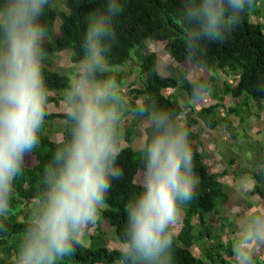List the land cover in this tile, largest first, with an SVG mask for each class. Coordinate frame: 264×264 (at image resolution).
<instances>
[{
    "label": "clouds",
    "instance_id": "9594fccd",
    "mask_svg": "<svg viewBox=\"0 0 264 264\" xmlns=\"http://www.w3.org/2000/svg\"><path fill=\"white\" fill-rule=\"evenodd\" d=\"M257 5L258 0H183L179 15L172 17L182 29L193 104L202 103L210 89L198 75L206 64L202 41L223 40ZM48 6L49 0H0V217L11 210L14 182L22 175L25 156L40 143L47 115L41 64L48 30L40 17ZM121 11L120 0H107L106 9L87 18L83 55L65 90L69 137L44 166L43 192L12 264H58L71 257L85 228L96 223L111 179L120 174L118 129L127 104L108 75L105 53L114 38L113 17ZM154 70L159 75L157 66ZM134 112L152 132L141 149L142 191L126 205L119 264H174V227L199 186L195 155L178 112L162 110L152 98L137 103ZM256 167L264 168V162ZM236 229L230 243L234 264H255L256 248L264 246V212L239 215Z\"/></svg>",
    "mask_w": 264,
    "mask_h": 264
},
{
    "label": "trees",
    "instance_id": "16d2710c",
    "mask_svg": "<svg viewBox=\"0 0 264 264\" xmlns=\"http://www.w3.org/2000/svg\"><path fill=\"white\" fill-rule=\"evenodd\" d=\"M56 2L57 0H49V6L40 17L41 24L48 30V37L43 42L45 54L70 52L72 63L78 65L83 55L80 44L87 30V18L98 9H106L107 0H66L65 10H60ZM120 3L122 11L112 20L114 38L105 53L109 64L108 75L121 87L124 86L125 75L128 74L125 68L133 69L129 64L138 63L137 71L140 74L139 80L131 89L132 99L125 101L128 108L124 114H133L136 119L144 118L135 114V106L152 98L157 101V107L176 111L182 116L184 106L177 97L166 96L164 90L180 89L185 91L189 98L191 80L182 77L177 70L171 76L161 75L159 56L149 50L148 44L162 47L176 63L186 65L187 50L182 39V29L172 20V17L179 15L182 10L183 0H120ZM252 16L260 20L253 22ZM59 19L62 25L57 34L56 25ZM202 44L206 50V64L201 68V78L210 85L209 93L218 101L202 106L196 113L189 104V117L186 120L182 118L195 155L194 172L198 176L199 186L193 200L182 206V225L178 233H174V264H205V261L208 264H234L230 246L232 236L228 234L221 239L213 233L216 226L214 222L220 218L218 207L230 204L233 191L218 180L226 175L225 170L216 173L207 166L204 146L195 127L199 119H202L208 128L215 129L224 120L216 114L220 106L225 107L228 114H234L240 122L245 123L247 118L244 111L250 112L255 100L264 101V91L259 90L260 85L264 84V0H258V5L253 11L242 14L240 23L230 30L223 40H203ZM49 64L42 63L41 71L48 98L58 106L59 111H51L46 105L47 115L43 126L47 127H42L39 133L40 143L37 148L25 156V160L32 159L34 164H24L22 175L14 182L11 210L7 216L0 217V223L3 225L0 227V264H12L32 206L43 192L44 166L61 142L69 137L70 125L66 110H60L61 105L65 103V97H58V94H65L74 79L51 70V62ZM154 66H157L159 75L156 74ZM111 67L119 69L111 70ZM220 73L224 77L219 75ZM229 77H233V83L222 81L223 78ZM218 82L222 83L220 93ZM225 97L234 101L233 105L225 106ZM56 121L64 127L62 139L53 136L60 131L51 128ZM61 121H65V124ZM120 131L119 127V137ZM134 132L135 127L132 125L125 133L126 140H131ZM151 132L149 125L145 143L150 139ZM233 163L234 160L230 161V168ZM116 164L120 174L111 179V187L105 194L104 207L98 211L99 234L91 237L90 244L80 240L75 253L69 258L58 260V264H119L120 248H109L103 244L105 231L101 226L105 223L112 228L117 241L122 242L123 230L127 223L126 205L142 191L136 181L144 167L141 149L137 150L131 145L120 148ZM252 177L262 186L256 182L248 196L257 193L264 199V170L260 169ZM26 208L30 211L25 210ZM206 214L210 215L209 219ZM20 217L22 220H18ZM226 228L228 227L218 230L224 232ZM195 244H204V258L194 255L192 246ZM253 258L255 264H264L260 258Z\"/></svg>",
    "mask_w": 264,
    "mask_h": 264
},
{
    "label": "rangeland",
    "instance_id": "374dc122",
    "mask_svg": "<svg viewBox=\"0 0 264 264\" xmlns=\"http://www.w3.org/2000/svg\"><path fill=\"white\" fill-rule=\"evenodd\" d=\"M65 1L66 0H57L56 6L60 10H65ZM251 20L253 22H258L260 19L252 16ZM62 25V21L59 19L56 25V33L59 34L60 27ZM54 39V38H52ZM149 50L155 52L159 56V71L163 76H171L175 71L180 72L182 77H186L187 69L185 65H180L176 63L171 56H169L166 51L160 47L153 45L151 43L148 44ZM171 62L166 68L163 65L167 62ZM51 70L65 74L73 77L75 79L76 76V68L77 65H74L71 61V53L70 52H55L53 54H45V58L42 63L50 65ZM129 66H132L134 69V73H132L133 69L131 67L125 68L128 74L125 75V83L124 86H119L122 95L125 98V101H129L132 99L131 89L134 88L133 84L139 80L140 74L137 71L139 68L138 63H131ZM119 67H111V70H118ZM176 72V73H177ZM198 75L203 76V71L201 69L198 70ZM219 75L223 76L222 73ZM224 77V76H223ZM191 80L190 75L187 77ZM222 81H229L233 83V77H229L228 79L223 78ZM221 82H218L219 85L218 93H220ZM58 94V93H57ZM164 94L171 95L177 97L180 103L184 106V113L182 118L186 120L189 116L190 107L189 104L192 105L193 109L199 111L202 106L209 105L211 103H215L218 101L214 99L211 93L204 99L202 103L193 104L190 100H188V95L185 91L180 89H167L164 90ZM58 97H65V94H58ZM254 100V99H252ZM233 102L229 97H225L224 105L230 106L233 105ZM48 107L51 111H59L58 106L51 102L48 98L47 102ZM188 105V106H187ZM128 108V106H127ZM60 110H66V105L63 103L60 107ZM194 113V114H195ZM216 114L219 117L224 118L221 123L215 127V129H210L205 124L204 120L199 119V123L195 127L196 131L200 134V139L203 144L204 157L206 160L207 166L212 170V172L221 173L222 171H226V175L222 178H219V182H222L225 186H228V189L231 188L233 192L230 195V204L228 206L218 207L219 219L215 220V227L213 233L215 235H219L221 239L229 235L233 236L236 232V221L239 218V215L244 213H252L259 214L264 212V199L259 194H251L248 196L250 192L247 190V187H252L253 180L259 186L261 184L256 181L252 175L259 171L256 167L257 160L260 162H264V101H254L253 105L250 109V112L244 111L246 114V122H240L239 118L234 114H228L225 107H219L216 111ZM65 121H61L64 123ZM65 124V123H64ZM134 125L135 132L132 135L131 140H126L125 133L129 127ZM44 129L47 125L43 126ZM120 127V137H119V147L123 148L128 145L133 146L135 149H142L145 144V140L147 137V128L149 127V123L145 118L136 119L133 114H129L126 116L123 115V121ZM52 130H58V134L54 133L53 136L58 139L63 138V126L59 122H55V124L51 127ZM234 160L233 166L230 168V161ZM25 163L27 165L34 164V160L26 159ZM251 169V170H250ZM264 170V168H261ZM142 172L137 176V183H139V179L142 176ZM247 186V187H246ZM249 202L253 203V206L256 208H250ZM31 207V206H30ZM34 207V206H32ZM101 207H104L102 205ZM19 209V207H18ZM28 212L30 211L29 208ZM32 210V209H31ZM182 216L175 225L174 233H178L182 225ZM224 216V217H223ZM206 218L209 219L210 215L206 214ZM18 220H22L20 217ZM228 227L224 232L219 231L224 227ZM98 224L97 221L95 224L89 225V228H85L81 241L90 244L91 237L93 235H98L99 231L97 229ZM105 231L103 234V244L107 245L109 248H120L121 242L117 241V238L114 235V231L112 228H109L105 223L101 226ZM219 229V230H218ZM204 244L201 245H193V253L198 258H204ZM259 249V254H264V246L257 247ZM4 257V255L2 254ZM10 259L9 257H7ZM205 264H208L205 261Z\"/></svg>",
    "mask_w": 264,
    "mask_h": 264
},
{
    "label": "crops",
    "instance_id": "0c3cea01",
    "mask_svg": "<svg viewBox=\"0 0 264 264\" xmlns=\"http://www.w3.org/2000/svg\"><path fill=\"white\" fill-rule=\"evenodd\" d=\"M250 170H251V169H250ZM251 185H252L251 188L246 186V187H247L246 189L249 190V191H251V190L255 187V182H254V180H253V183H252ZM249 204L252 205V206H250V208H251V207H252V208H256L255 206H253V203L249 202ZM254 256H255L256 258H260L261 260L264 261V254H259V249H258V248H256V251H255Z\"/></svg>",
    "mask_w": 264,
    "mask_h": 264
}]
</instances>
